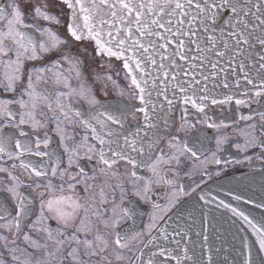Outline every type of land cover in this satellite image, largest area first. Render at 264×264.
<instances>
[{"label": "snow or ice", "instance_id": "1", "mask_svg": "<svg viewBox=\"0 0 264 264\" xmlns=\"http://www.w3.org/2000/svg\"><path fill=\"white\" fill-rule=\"evenodd\" d=\"M59 3L68 18L64 37L26 20L61 25L47 5L26 14L31 0L23 7L18 0L0 4V157L12 161L0 165V193L6 194L0 195V264H217L206 215L196 232L202 236L199 253L187 221L172 226L185 213L193 215L182 198L195 193L193 199L204 204L216 199L197 192L199 183H178L179 169L187 168L189 178H210V164H264V0ZM72 41L88 42L93 60L119 62L134 103L113 106L96 99L86 85L84 61L65 50ZM104 79L119 88L111 75ZM79 100L87 103L86 112L73 106ZM233 103L231 116L216 115ZM227 120L243 123L233 128L243 143L233 146L242 153L259 150L255 157L233 161L219 155L230 139ZM49 123L63 156L46 151ZM29 128L45 129L44 138L33 140ZM26 156L47 157L48 163L34 164ZM141 168L149 175H138ZM160 185L171 189L163 206L151 197ZM139 201L153 210L138 225L145 214ZM218 206L252 230L264 253V219L257 223L224 200ZM241 243L247 252L242 264H255V245L244 238Z\"/></svg>", "mask_w": 264, "mask_h": 264}, {"label": "flooded vegetation", "instance_id": "2", "mask_svg": "<svg viewBox=\"0 0 264 264\" xmlns=\"http://www.w3.org/2000/svg\"><path fill=\"white\" fill-rule=\"evenodd\" d=\"M7 2L8 0H0V4H6ZM18 2L21 3L22 7L28 4V0H18ZM46 5H47V9H46L47 11H49L52 14L58 15L60 17L61 25L49 24L48 22H45L42 20L33 21L31 17L27 15H26V20L30 23H35L38 27L50 26L54 31L57 32L58 35H60L61 37H64L66 35V28L62 25L66 24L68 18L66 15L60 12V8L63 6L60 5L59 0H31V4L28 5V7H24V11L27 14L29 8L32 6H40L43 9ZM64 12L65 13L67 12L66 8H64ZM84 49H87L88 51L85 52ZM65 50L69 51L70 54L75 55L79 59L84 61L83 71L85 75L86 85L91 86L92 95H94L96 99L100 100L101 102L111 104L113 106L119 104L121 101H124L126 103H134V101L131 100L130 95H128L127 93V82L123 78V71L121 70V66L119 62L115 61L114 59L111 62H102L99 60V58L93 60L91 58L92 56L91 45L88 42L79 43V42L72 41L67 45ZM101 64H103V66H101ZM108 75L112 76V79L116 82L117 85H119V88L115 87L111 82H107V83L105 82L104 78ZM75 83L76 82L73 81L74 85ZM120 89L125 90L124 96L119 95ZM0 95H2V93H0ZM73 106L77 108H81V110L85 112L88 110V105L83 100L74 101ZM257 107H258L257 105H252V108H257ZM234 111H235V105L233 103V105L231 106H226L223 112H221L220 109H217L216 115L222 118L225 115L231 116ZM240 111L243 112L244 114L249 113L248 108L242 107ZM178 116H179V113H177V118ZM129 122L131 123V121ZM226 123L232 125V127H229L228 129H226V132L230 136V139L228 143L224 145V149H225L224 152L219 153V155L224 160H233V161L242 160L246 154L252 155L255 157V155L258 153L259 150L249 149L247 153H242V152H239L233 146V144L237 142L243 143V139L233 132V128L243 127V123L239 125H235V124H232V120H227ZM54 128H55L54 124L52 123L48 124L47 132H48V136L52 140V143L49 145V148L46 149V151H53L63 156V149L60 147L59 137L52 130ZM28 131L33 140L36 139L37 137L40 138L41 140L44 138L45 129H40L36 133H33L30 128L28 129ZM69 131H71V129H69ZM76 131L77 133L82 134L81 129L77 128ZM209 136L214 137V132L212 130L209 131ZM77 139H79V135H77ZM211 148L212 150H215V139L214 138L211 140ZM24 159L30 160L34 164H47L48 163L47 157L42 159L40 157H35V156H26L24 157ZM64 159L66 160V157H64ZM11 163L12 161L7 160L6 157H0V165L7 167ZM82 163L87 164L88 162L82 161ZM261 168H264V164H262L259 160H256V159H253L252 165H249L247 163L228 164V165L221 164L219 166L215 164H210L208 165V169L211 174L210 178L207 175H197V174H193V177L189 178V176L185 175L187 168H181L179 169L178 183L185 185L186 188H190L194 186L195 183H199L200 188L197 189L198 191L204 186L216 180L222 179L224 177L236 175V174L247 172V171L254 170V169H261ZM120 171L124 172L125 169L121 167ZM217 171L220 172L219 176L216 175ZM137 174L141 176L149 175L146 169H143V168L139 169L137 171ZM4 175L5 174L0 173V177H3ZM22 178L25 179L26 182H28L26 174ZM168 178H172V176L169 175ZM7 182H8L7 180L3 181V183H7ZM2 186L3 184L0 183V187ZM170 190H171L170 188L164 185L154 186L153 191L151 193L152 202L161 204L162 206L165 205L167 203V196ZM22 191H25L27 193L30 190L22 189ZM0 195H6V194L0 193ZM188 198L189 197H184L182 199L185 201ZM132 199H136V198H132ZM139 208L145 214L139 219H137L136 223L138 225L141 223V221H143V223H147L148 222L147 214L152 212L153 210L151 204H146L143 201H139ZM170 214L171 213H169V215ZM165 219H167V217H165ZM131 223L132 221L127 222V224H131ZM127 224L124 226L126 227ZM53 226H55L54 223H53Z\"/></svg>", "mask_w": 264, "mask_h": 264}, {"label": "water", "instance_id": "3", "mask_svg": "<svg viewBox=\"0 0 264 264\" xmlns=\"http://www.w3.org/2000/svg\"><path fill=\"white\" fill-rule=\"evenodd\" d=\"M201 189L210 193L207 197L209 200L213 196L216 199L209 204H204L198 198L193 199L196 195L194 193L193 197L185 200L186 202L190 201L188 209L192 211V217L189 218L185 213L184 219L178 222L174 221L172 226H175V223L184 226L185 221H187V225L191 226V239L195 244L196 252L199 253L202 236L197 237L196 232L202 231L201 225L206 215L209 244L212 248L213 259L217 264H225V261L227 264H242L247 254L246 250H243L242 238L247 239L250 246L255 245L252 247V258L255 264L264 261V253L258 251L259 246L255 244L256 237L252 230L243 224L239 218L233 216L228 209L218 206L219 201L224 200L225 203L239 208L259 223L264 219V207L257 206L264 203V172H261L260 169H254L224 177ZM233 195H241L242 199L236 201L233 199ZM169 230L171 231V227Z\"/></svg>", "mask_w": 264, "mask_h": 264}]
</instances>
